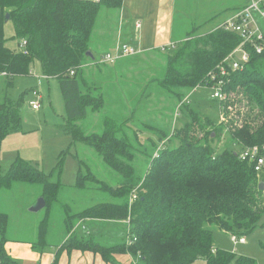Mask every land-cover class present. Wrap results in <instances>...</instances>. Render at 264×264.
Returning <instances> with one entry per match:
<instances>
[{
  "label": "trees",
  "instance_id": "trees-1",
  "mask_svg": "<svg viewBox=\"0 0 264 264\" xmlns=\"http://www.w3.org/2000/svg\"><path fill=\"white\" fill-rule=\"evenodd\" d=\"M122 1L0 0V77L11 86L13 77L30 74L37 60L43 76L59 82L66 113L61 130L72 142L92 147L115 176L111 184L87 167L78 168L74 186L98 190L110 200L65 215L66 236L51 264H70L74 251L90 252L108 264H119L117 258L126 255L134 258L133 264H193L198 259L204 264H260L250 256L216 248L212 229L238 237L258 226L264 229V172H256L251 161L240 159V152L247 147L256 146L264 153V49L260 54L252 51L244 68L229 70L224 86L228 95L217 101L220 120L210 118L202 104L195 107L187 100L181 105L187 121L174 128L168 138L163 130L157 132L159 139L177 143L158 151L150 139L155 150L143 177H139L133 166L134 146L125 130L128 118L125 122L103 119L101 132L86 133L78 124L88 112H98L104 105L98 86H91L83 74L88 64L98 65L87 54L92 53L90 41L97 15L101 8H120ZM244 5L235 7L234 12ZM9 21L13 38L18 40L16 48L6 45L5 24ZM187 36L182 46L167 56L164 73L156 78L161 88L180 91L181 100L192 88L204 86L208 73L241 41L237 33L220 25L202 34L190 31ZM22 101L21 94L17 100L4 96L0 102V147L10 133L25 132ZM224 133L232 147L215 145ZM134 135L138 138L136 132ZM50 177L51 173L19 155L0 174V191L16 182L41 185L46 215L38 224L36 241L31 243L38 253L48 244L50 208L63 186ZM133 189L137 198L130 203ZM85 218L118 224L128 220V241L104 245L91 233L73 230L76 222ZM7 224L8 215L0 211V264H22L6 249ZM261 246L264 248V240ZM64 255L65 263L61 261Z\"/></svg>",
  "mask_w": 264,
  "mask_h": 264
},
{
  "label": "rangeland",
  "instance_id": "rangeland-1",
  "mask_svg": "<svg viewBox=\"0 0 264 264\" xmlns=\"http://www.w3.org/2000/svg\"><path fill=\"white\" fill-rule=\"evenodd\" d=\"M243 2L246 3V0H174V28L176 32L185 34L184 39L176 41L174 47L168 46L163 52H160L161 50L141 54L136 52L130 56L118 58L114 63H98V65L86 66L83 74L88 78L91 86H99L104 81L114 85L104 88V93H102L104 94L103 107L98 112H88L84 119L79 120L78 124L81 129L86 133L101 132L103 119L111 118L118 122L123 120L125 122L128 118L125 130L130 143L134 146L133 166L135 174L143 177L155 148L160 151L164 147H171L173 142L177 143L176 140L169 142L167 138L170 137L174 128L187 121L183 116L186 109L184 105L183 109L181 106L187 102V99L193 101L195 107L197 104L199 106L202 104V110L210 118L220 120L222 116L219 109L220 103L213 100L207 87L196 86L181 100L180 91H169L161 88L157 84L156 78L158 79L163 75L167 56L173 55L182 46L188 37V32L202 34L213 30L231 18L235 7L243 4ZM102 9L103 11L100 10L101 12L99 11L97 15L90 41V50L94 54L95 60H98L107 50L113 51L110 50L111 45L108 44L112 34L106 24L110 22L111 29L115 19V9ZM107 20L108 22H106ZM259 24L264 31V20L259 19ZM109 33L108 40H104ZM5 35L7 38L6 45L10 48H16L18 40L13 38V25L10 21L5 24ZM32 88L37 89L41 95L39 109H33L31 106V101L35 99ZM21 94L23 96L20 108L21 126L26 132H23L24 136L21 138L24 147L21 150L27 156V161H30L43 172L51 173L50 180H58L63 185L58 200L51 205L48 219L46 234L48 244L44 248V253H49L53 257L57 247L66 236L63 223L65 215L96 202L110 200L108 195L98 190L75 187L78 168L80 166L87 167L103 180L110 181L111 184H113L115 176L111 172L113 170L105 167L92 147L80 142H72L71 136L61 130L60 126L65 120L66 113L59 82L55 77L46 78L43 76L37 60L32 63L31 73L14 76L11 86H7L5 78L0 77V102L4 96L14 101ZM159 130H163L167 138L159 139L157 133ZM134 132L137 133L138 138L135 137ZM15 133H19V131ZM150 139L153 140L155 148L149 142ZM215 145L221 148L232 147L231 139L225 133L220 141L215 142ZM16 147L17 149L21 148L19 144ZM63 150L65 153L60 154ZM235 150H238V147H235ZM21 157L23 158L22 155ZM59 162L60 165L57 167ZM41 190L39 184L16 182L12 187L0 191V210L6 212L9 217L6 233L8 238L36 241L37 225L46 215V208L43 206L37 211L30 209L37 205L38 199L41 197ZM118 227L121 228V232L114 231L113 234L94 228V233L97 230L100 231L95 238L104 245L126 239L128 227L125 222L119 223ZM122 228H124V233H122ZM125 228H127L126 233ZM212 230L213 243L218 248L250 256L258 263L264 264V248L261 246V242L264 240L263 228L258 226L250 234L245 235L246 241L244 243H234L230 239V235L223 230L216 228ZM119 257L117 262L125 264L124 258L119 259ZM128 259L131 264L135 262L130 255ZM95 263L108 264L99 259H96ZM193 264H204V261L198 259Z\"/></svg>",
  "mask_w": 264,
  "mask_h": 264
},
{
  "label": "crops",
  "instance_id": "crops-1",
  "mask_svg": "<svg viewBox=\"0 0 264 264\" xmlns=\"http://www.w3.org/2000/svg\"><path fill=\"white\" fill-rule=\"evenodd\" d=\"M173 4L174 0H123L121 7L115 9L114 11L115 19L111 29L110 22L106 24L109 32L112 34L111 40L108 42V44L111 45L110 50H114L116 46L119 45V42L120 44L126 43L130 45L137 51V54L146 53L153 50L160 51L161 47L163 46H175L176 41L184 39L183 37L185 34L176 32L174 28ZM100 10L103 11L102 8ZM106 22H108V20ZM110 33L104 38V40H108ZM91 64L93 63H90V65L88 64L87 66H91ZM112 85L114 84H108L104 81L103 84H99V88H97V90L101 93H104V88L106 86L110 87ZM24 133L21 131H19V133H10L2 141L0 147V174H3L7 171L10 163L17 155H22L24 159L27 158V156H25L21 150L24 148L21 143V138L24 136ZM10 143H13V145H10ZM18 144L21 147L19 148L20 150L16 147ZM124 222L127 224V220L120 221L119 223ZM83 223L87 225L89 233L93 234L95 237L96 235H99L101 230L112 232L113 234L114 231L119 232L121 229L116 226L118 223L115 221L105 222L102 220L90 219L85 220ZM94 228L100 229V231L98 232L97 230L96 233H94ZM123 229L124 228H122V233H124ZM126 231L127 228H125V232ZM31 243L32 241L29 240L22 241L8 238L6 249L11 256L20 260L22 264H37L38 262L40 263V261L41 264H51L53 258L52 255L46 252L44 253V250L41 253L33 251L31 248ZM215 247L218 248V246ZM128 256L129 255L120 256L119 259L124 258V263L128 264ZM85 259L87 260L86 262L84 261ZM96 259L101 260L99 256L93 255L90 252L74 251L71 255L70 264H96ZM66 260V255L61 257V261L63 263H65Z\"/></svg>",
  "mask_w": 264,
  "mask_h": 264
},
{
  "label": "built area",
  "instance_id": "built-area-1",
  "mask_svg": "<svg viewBox=\"0 0 264 264\" xmlns=\"http://www.w3.org/2000/svg\"><path fill=\"white\" fill-rule=\"evenodd\" d=\"M259 19L264 20V0H246L245 5L233 13L231 18H228L225 22L220 24L225 30L234 31L241 38L240 43L232 49L225 58L217 65V67L208 73V80L204 86L210 90V96L217 100L222 101L226 99L227 92L224 89L227 79L226 76L229 70L242 69L246 66L250 60L251 52L254 51L260 54L264 49V31L259 24ZM25 42L21 45L23 46ZM166 47H161V51H164ZM137 51L126 43L119 44L113 51L104 52L101 57L96 60L97 63H113L116 59L130 56ZM71 74L74 71L70 72ZM35 99L31 101L33 109H39L41 95L37 89L32 90ZM188 100V99H187ZM240 159L251 161L254 166V170L258 173L264 172V153L254 147H247L240 152ZM137 198L136 189H133L129 202ZM89 220L88 218L80 219L73 227L80 232L89 234L87 225L83 222ZM230 239L234 243H244L246 241L244 236L238 237L235 234H229ZM129 238L126 240L128 241Z\"/></svg>",
  "mask_w": 264,
  "mask_h": 264
},
{
  "label": "water",
  "instance_id": "water-1",
  "mask_svg": "<svg viewBox=\"0 0 264 264\" xmlns=\"http://www.w3.org/2000/svg\"><path fill=\"white\" fill-rule=\"evenodd\" d=\"M6 19H8V15H6ZM87 54L89 55L90 58L94 59V56L92 55V53L90 51L87 52ZM260 188H263V185L262 184H260ZM44 203L45 202H44L43 197H40L38 199L37 205L35 207L31 208L30 210L31 211H37V210H39L40 208H42L44 206Z\"/></svg>",
  "mask_w": 264,
  "mask_h": 264
}]
</instances>
